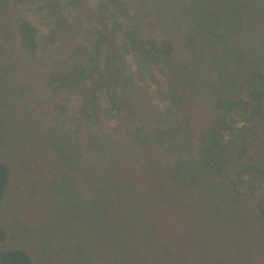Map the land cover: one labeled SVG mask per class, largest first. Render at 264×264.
Returning a JSON list of instances; mask_svg holds the SVG:
<instances>
[{
  "label": "trees",
  "instance_id": "16d2710c",
  "mask_svg": "<svg viewBox=\"0 0 264 264\" xmlns=\"http://www.w3.org/2000/svg\"><path fill=\"white\" fill-rule=\"evenodd\" d=\"M77 1L0 0V144L43 159L58 216L113 233L127 252L145 249L152 264L190 252L200 264H264L250 245V229L264 226V188L243 189L244 177L264 178V0H134L133 35L111 23L118 48L103 25L74 46L63 12ZM148 26L168 40L138 37ZM128 54L148 74L149 62L172 72L167 107L135 93ZM76 93L73 106L65 97ZM4 158L0 207L12 179ZM10 237L0 217V264H38Z\"/></svg>",
  "mask_w": 264,
  "mask_h": 264
},
{
  "label": "rangeland",
  "instance_id": "374dc122",
  "mask_svg": "<svg viewBox=\"0 0 264 264\" xmlns=\"http://www.w3.org/2000/svg\"><path fill=\"white\" fill-rule=\"evenodd\" d=\"M36 0H32L34 3ZM60 5L66 4L71 0H54ZM115 3H110V0H78L79 10L69 6L63 12V17L66 23L74 28V46L77 48L79 43L87 44L88 41L93 39L95 27L104 26L105 32L110 35L114 45H120L123 41L122 35L112 29L111 23L117 21L123 24L122 29L124 33L133 35L135 28L133 23L126 22V16L134 12L136 5L140 2L134 0H113ZM27 7V12L31 10V5ZM160 6V5H159ZM51 19L48 16L42 17L41 24L39 23L41 44L42 40L48 38L49 29L47 23ZM142 32V33H141ZM137 33L138 37L143 34L148 38L156 40L166 39L162 32H155L152 27L148 26ZM40 55L45 57L47 55L46 49H41ZM47 45H49L47 43ZM46 45V46H47ZM58 45V44H56ZM58 47V46H56ZM55 49V45H49L48 50ZM58 49H61L58 48ZM57 49V50H58ZM176 58L181 56L186 60L188 55H181L183 52L176 50ZM180 58V57H179ZM148 74L143 68L137 66L134 59L130 54L124 56L123 75H129L135 88V93L139 96L145 95L146 99H150L154 105L159 109H164L168 106V94L173 92V81L170 79L167 68L162 65H156L149 62ZM166 75V76H165ZM168 75V76H167ZM173 76V75H172ZM155 81V82H154ZM161 86V92H158V84ZM104 90L99 94V102L104 107L106 102L104 100ZM121 91H119V94ZM80 96L76 94H67L65 98L70 99L73 106L79 102ZM77 98V99H76ZM144 99V98H143ZM194 110L202 115L206 112L205 105L200 107L195 106ZM125 108L122 113H125ZM125 116V114H122ZM204 117V115H202ZM113 124V123H112ZM111 125V124H110ZM264 142V138L261 139ZM15 152H8V150L0 144V159L3 154H7L4 160L11 169V185L7 195V199L0 207V217L11 236L9 244L12 246L24 247L31 251L36 258L38 264H75V262L82 260L81 264H152L153 256L148 251L142 248L141 252H127L126 246L117 242L115 236L104 232L101 228L94 229L84 228L81 230L78 225L70 223L67 219L57 215V209L54 202L52 193L47 186V178L45 175L46 166L43 159L30 154H23L21 148L15 145ZM264 151V144L259 148V151ZM258 149L252 152L255 154ZM258 151V152H259ZM262 157V152H260ZM235 179V177H232ZM247 179L249 184H243V189L252 188L255 185L264 188V178L250 180ZM59 217V218H58ZM68 222V223H67ZM181 223L180 220L176 221ZM176 225H172L171 233L177 232ZM250 229V228H249ZM259 231H264V226L255 225L250 229L252 233L251 247L254 250L260 249L264 254V241L263 244L256 241L260 237ZM264 233V232H263ZM262 235V234H261ZM122 241L126 242L125 237H121ZM186 240L195 248L190 237ZM157 243L165 245L161 240V235L158 232ZM259 245V246H258ZM172 246H170L171 248ZM191 253V252H190ZM181 256V264H200L195 257L192 259L189 254ZM165 256V255H164ZM185 256V257H184ZM179 259V260H180ZM170 255L165 257V262H171ZM159 264V261H158ZM173 264V263H172Z\"/></svg>",
  "mask_w": 264,
  "mask_h": 264
}]
</instances>
